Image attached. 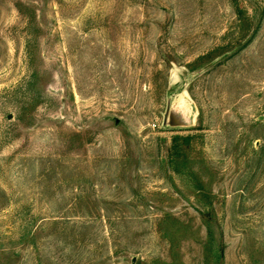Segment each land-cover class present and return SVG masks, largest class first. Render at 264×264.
<instances>
[{
  "label": "rangeland",
  "instance_id": "1",
  "mask_svg": "<svg viewBox=\"0 0 264 264\" xmlns=\"http://www.w3.org/2000/svg\"><path fill=\"white\" fill-rule=\"evenodd\" d=\"M0 264H264V0H0Z\"/></svg>",
  "mask_w": 264,
  "mask_h": 264
}]
</instances>
